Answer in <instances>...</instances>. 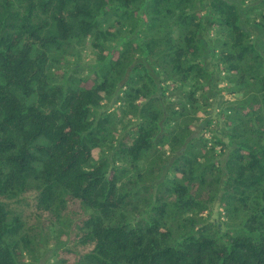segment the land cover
Listing matches in <instances>:
<instances>
[{
  "label": "trees",
  "instance_id": "trees-1",
  "mask_svg": "<svg viewBox=\"0 0 264 264\" xmlns=\"http://www.w3.org/2000/svg\"><path fill=\"white\" fill-rule=\"evenodd\" d=\"M51 259L264 264V0H0V264Z\"/></svg>",
  "mask_w": 264,
  "mask_h": 264
},
{
  "label": "rangeland",
  "instance_id": "rangeland-1",
  "mask_svg": "<svg viewBox=\"0 0 264 264\" xmlns=\"http://www.w3.org/2000/svg\"><path fill=\"white\" fill-rule=\"evenodd\" d=\"M70 62L72 65H74L75 62H77L81 68H87V67L92 66L94 64L93 59L91 58V51L89 50L88 47L83 48V50H81L79 58H72V59H70ZM221 98H222V96H220V97L215 96L214 97V102H213L212 107H211L212 117L215 116V112H217V110H218L217 106H218V103L220 102V100H222ZM217 204L218 203L216 202L212 206L211 219L220 223L223 219L220 217V215L218 213V205ZM27 212H28V209H27ZM58 248H60V246L56 247V249H58ZM54 249L47 248L46 250H44L43 257L41 258L40 262L43 263V262H45L46 259H50L52 256V252H54ZM71 249L75 250L74 248H71ZM68 258H69V261L72 260L71 253H68ZM46 263L47 264H51V263L53 264V259H51L50 261L47 260Z\"/></svg>",
  "mask_w": 264,
  "mask_h": 264
}]
</instances>
